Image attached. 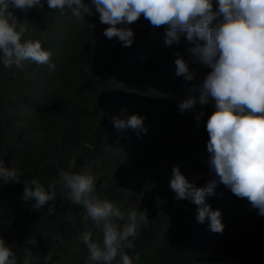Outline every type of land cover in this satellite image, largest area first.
<instances>
[{"label": "trees", "instance_id": "1", "mask_svg": "<svg viewBox=\"0 0 264 264\" xmlns=\"http://www.w3.org/2000/svg\"><path fill=\"white\" fill-rule=\"evenodd\" d=\"M42 2L43 8L14 15L27 25L26 39L51 51L55 70L30 61L23 69L0 63V159L19 174V182L0 187V235L18 264H86L82 237L98 233L85 208L66 198L68 190L57 184V199L39 210L23 199L25 185L37 180L48 189L62 171L91 172L100 198L147 210V225L126 249L133 264H264V216L247 199L215 186L206 203L221 212L225 225L215 233L207 218L197 222L198 206L174 199L170 188L174 166L198 187L214 176L206 129L214 101L179 109L208 73L191 69L196 63L180 49L186 34L166 44L165 28L141 15L129 25L132 45L124 47L104 36L108 25L99 13L77 17ZM213 4L218 7V0ZM178 56L193 80L176 74ZM132 114L144 117L147 132L114 127L112 117Z\"/></svg>", "mask_w": 264, "mask_h": 264}, {"label": "clouds", "instance_id": "2", "mask_svg": "<svg viewBox=\"0 0 264 264\" xmlns=\"http://www.w3.org/2000/svg\"><path fill=\"white\" fill-rule=\"evenodd\" d=\"M43 7L42 0H0V63L5 68L23 69L30 61L55 70L51 51L44 49L40 40L26 39L27 25L14 15V10L27 13ZM47 7L61 13L72 9L77 17L99 13L100 23L108 25L104 36L118 38L124 47L132 45L135 33L129 25L141 15L154 28H165L166 44L179 42L180 33H185L187 42L180 49L189 62L196 63L191 69L196 72L201 66L208 73L202 83L189 89L179 109L184 112L214 101L215 110L206 124L207 163L214 176L198 187L174 166L170 178L174 199L197 205V222L207 218L215 233H223L225 225L221 212L211 209L206 197L214 194L218 183L247 199L258 215L264 216V0H218L215 8L213 0H47ZM175 63L178 76L193 80L194 73L181 57ZM202 115L201 111L196 119ZM111 119L118 130L130 128L137 135L141 130L147 132L139 114ZM17 182L18 170L0 159V187ZM96 182L91 172L62 171L48 189L37 180L25 185L23 199L34 200L32 207L39 210L57 199V184L61 185L68 190L67 199L85 208V219L94 222L98 233L94 237L89 231L82 237L86 264H133L126 249L134 247L138 229L147 225V210L125 209L117 201L100 198ZM0 264H18L2 235Z\"/></svg>", "mask_w": 264, "mask_h": 264}]
</instances>
